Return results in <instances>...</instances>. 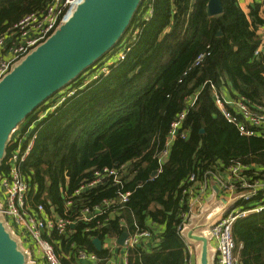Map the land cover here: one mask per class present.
<instances>
[{
    "label": "trees",
    "instance_id": "16d2710c",
    "mask_svg": "<svg viewBox=\"0 0 264 264\" xmlns=\"http://www.w3.org/2000/svg\"><path fill=\"white\" fill-rule=\"evenodd\" d=\"M47 1L0 0V33ZM208 2L141 0L121 39L69 83L74 94L31 121L34 146L23 170L31 183V203L43 204L47 212L63 214L65 193H74L95 171L126 165V189L132 194L123 207L111 205L90 222L77 221L69 234L54 230L48 236L64 264H88L74 256L75 246L107 259V249L98 251L93 239L119 238L135 221L151 228L154 236L149 244L129 250L128 264H186L187 247L178 225L189 176L202 175L219 160L238 159L258 165L264 177V138L242 135L217 107L210 86H226L233 97L264 105L263 58L254 55L261 40L257 30L264 25V1L246 12L239 0H222L224 11L218 16H209ZM123 43L130 48L125 59L92 79L99 62L116 55ZM201 53L206 55L195 65ZM194 94L197 100L180 125L187 138L171 142L160 166L158 155L171 124ZM116 195L117 187L103 179L76 195L69 212L75 216L82 207L102 205ZM233 234L240 264H264V210L238 219Z\"/></svg>",
    "mask_w": 264,
    "mask_h": 264
},
{
    "label": "built area",
    "instance_id": "2783aa9c",
    "mask_svg": "<svg viewBox=\"0 0 264 264\" xmlns=\"http://www.w3.org/2000/svg\"><path fill=\"white\" fill-rule=\"evenodd\" d=\"M80 1L48 0L43 8L25 14L12 27L1 32L0 80L23 57L47 40L70 17ZM257 33L261 40L254 55L263 58L264 67V25L258 28ZM129 49V46L123 43L118 53L102 62L91 78L96 79L108 74L113 65L125 59ZM205 55L206 53H201L195 65H199ZM210 86L217 107L229 122L238 127L242 135L264 138V105L253 104L245 97H228L223 92V88H218L213 82ZM72 94L74 90L70 88L62 93L61 99L65 100ZM197 97L198 94L190 96L188 106L172 122L166 147L158 155L160 166L168 158L171 142L178 136L187 138L186 130L180 131V125ZM33 146V135L28 139L18 135L12 137L10 141L11 148L5 156L4 168L0 172V215L23 249L29 252V258L35 261L34 264H64L48 236L54 230L60 234H69L77 221L90 222L105 213L111 205L123 207L132 194L131 190L126 189L124 179L126 165L105 167L95 171L93 179L83 182L74 193H65L66 209L63 214L54 210L47 212L43 204L31 203V183L23 170V164L27 161ZM216 163L214 168H208L202 175L198 172L192 173L187 179L188 187L183 190L185 206L180 211L181 222L178 231L187 247L186 264H197V262L195 247L185 236V231L191 226L193 218L201 214L213 188L224 192L229 205V209L225 212H220V209L216 208L209 213L207 218L216 212H219V216L204 229V233L215 247L217 264H240L238 246L233 234L234 223L240 218L264 210V177L261 176L262 169L258 165L247 164L238 159H231L229 163L219 160ZM106 178L117 187L115 198L106 199L102 205L93 208L84 206L75 216L69 212L74 205L76 195ZM240 202L249 205L244 207ZM121 225L127 227L125 221H122ZM127 232L124 246H119L118 238L102 240V248L107 249L110 254L107 259L99 257L95 251L79 246H75L74 256L81 263L128 264L129 250L137 245L149 244L154 235L151 228L143 227L137 221ZM117 248L121 250V261L115 254Z\"/></svg>",
    "mask_w": 264,
    "mask_h": 264
},
{
    "label": "water",
    "instance_id": "95a60500",
    "mask_svg": "<svg viewBox=\"0 0 264 264\" xmlns=\"http://www.w3.org/2000/svg\"><path fill=\"white\" fill-rule=\"evenodd\" d=\"M140 2L81 0L70 17L47 40L23 57L0 80V167L18 125L112 49L129 27ZM223 11L222 0H209V16L221 15ZM157 174L156 170L152 175ZM213 210L196 217L185 231L189 241H197L200 250L198 260L196 255L197 264H210V239L204 229L219 216L216 212L207 218ZM6 225L0 215V264H27L26 251ZM127 235L128 232L124 231L118 238L119 246H124ZM93 244L98 251L102 250L100 237H95Z\"/></svg>",
    "mask_w": 264,
    "mask_h": 264
},
{
    "label": "rangeland",
    "instance_id": "374dc122",
    "mask_svg": "<svg viewBox=\"0 0 264 264\" xmlns=\"http://www.w3.org/2000/svg\"><path fill=\"white\" fill-rule=\"evenodd\" d=\"M18 63H19V62H18ZM101 63H102V62H99V64L96 66V68L99 67ZM89 72H90V71H87V72L85 73V75H88ZM70 88H71V85L65 87L63 90H61V91L55 93L53 96H51V97H50V98L44 103V105H45L46 107H47V106L49 107L50 105H53V106H50V107L48 108V110H46L45 112H44V109H45L44 107H45V106H42V107L38 108L33 114H31L30 116H28L26 119H24V120L18 125V127L13 131V133H12V135H11V138H12V137H15V136H18V135H23V138H24V139H28L29 137H31V136H32V132L34 131V128H35V124H34V123L30 124L31 121L33 120V118H34L37 114H40L41 117H40L39 119H41V118L44 116V114L46 115L47 113H49L50 111H52V109L54 108L55 102L58 101V103H59V101H60V99H61V94H62L64 91L69 90ZM37 121H38V120H37ZM11 138H10V139H11ZM6 226H7V225H6ZM7 228H8V230H9L10 232H12V230H11L8 226H7ZM12 235H14L13 232H12ZM14 236H15V235H14ZM190 242H191V243L193 244V246L195 247V252H196L197 260H198V259H199V253H200V250H199V248L197 247V241L194 240V239H190ZM208 254H209L210 264H217V263H216V250H215V247H214V245H213V243H212L211 241H209V244H208ZM34 262H35V261H34ZM34 262L29 260V252L26 251V263H27V264H34ZM196 262H197V261H196Z\"/></svg>",
    "mask_w": 264,
    "mask_h": 264
},
{
    "label": "crops",
    "instance_id": "0c3cea01",
    "mask_svg": "<svg viewBox=\"0 0 264 264\" xmlns=\"http://www.w3.org/2000/svg\"><path fill=\"white\" fill-rule=\"evenodd\" d=\"M256 1H260V0H239L241 7L246 12L248 11L249 6L250 5H254V3ZM223 92L228 97L232 96L231 93H230V91H229V88L226 87V86L223 87ZM34 124H35V121H34ZM203 208L204 209L202 210L201 214H203L205 211H207L209 209L213 210V209H216V208L220 209V212L227 211L229 209V205L227 204V198L225 197L224 192L221 191V190H219V189H217V188H213L212 191L210 192V194H209L206 202L204 203ZM195 218H193V220H195ZM115 254H116V256L119 257V259L121 261V250L117 248L115 250Z\"/></svg>",
    "mask_w": 264,
    "mask_h": 264
}]
</instances>
